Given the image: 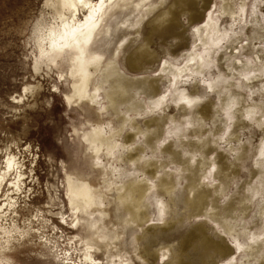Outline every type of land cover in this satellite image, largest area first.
Here are the masks:
<instances>
[{
	"label": "rangeland",
	"instance_id": "obj_1",
	"mask_svg": "<svg viewBox=\"0 0 264 264\" xmlns=\"http://www.w3.org/2000/svg\"><path fill=\"white\" fill-rule=\"evenodd\" d=\"M140 2L120 1L91 48L123 78L156 81L155 95L166 100L151 108L147 94L133 89L115 110L116 75L106 83L91 67L93 99L81 100L73 54L54 61L47 52L57 0H0V174L8 158L18 164L0 187V264H264V63L254 62L264 55V0H246L238 49L223 50L221 65L222 50L212 52L216 63L202 75L191 74L188 54L204 53L195 29L207 18L194 23L173 9L163 15L173 0L137 8ZM211 2L223 27V1ZM238 62L256 72L232 71L219 90L208 88ZM182 92L199 102L178 101ZM231 92L241 104L225 108ZM132 101L144 109L128 111ZM97 128L106 137L98 152L89 141ZM17 168L22 191L9 202ZM77 177L104 191L91 217L72 212L68 179ZM94 230L91 263L84 245Z\"/></svg>",
	"mask_w": 264,
	"mask_h": 264
},
{
	"label": "bare ground",
	"instance_id": "obj_2",
	"mask_svg": "<svg viewBox=\"0 0 264 264\" xmlns=\"http://www.w3.org/2000/svg\"><path fill=\"white\" fill-rule=\"evenodd\" d=\"M120 1H123V0H100V2L95 1V0H57V3L53 4L55 8V13H56L57 25L50 32V37L48 38L49 50L47 52L54 59V61H56L57 59H63L66 55H69L71 53L73 54V57H71L72 55H70V57L73 60L71 61L74 63L72 67L77 68L78 74L81 75L79 77V93H80L79 95H80L81 100L89 98V100L92 101L93 99L92 94H90L89 92V87L94 80L92 79V73L89 71L90 68L92 67L94 72L99 71V70L101 71V74L103 72L102 75L104 76L106 83L110 82L109 80L111 78H114V75L117 76L116 79L112 80L113 82L111 81L112 82L111 86L115 85L114 86L115 90L119 88L120 91L117 90L115 92H112V94H109L110 95L109 100L111 104L113 105L114 109L120 103V100L130 97L131 91L133 89L137 90L138 93L140 94L141 93L147 94V96L150 99L149 107L155 108L161 105L166 100L165 96L157 97V95H155V88L153 84H156L157 83L156 81H146L144 83H141L140 85L137 83L135 84V82H133L132 80L123 78L122 75L119 73L117 66L114 65L113 62L110 64L106 63L107 65L104 67L103 66V55L98 54L97 52H94V48H91V46L96 42V40L104 32H106L104 30L105 26H102L105 21V18L113 9H115L114 7H116ZM146 1L147 0H142V2L138 3L137 8L141 7ZM222 1H223V4H222L221 13L223 16H225L223 27L222 25H220L218 20L215 21L212 17L213 9L215 8L216 5L215 4L213 5L211 0H175V1L173 0L171 8H169L168 11L166 12L164 11L165 13L163 12V15H170V14L173 15L174 13L171 12L172 9L177 10V11L179 10L181 14L189 15L190 20L196 19L194 23L203 21L205 17L207 18L206 22L203 25L195 29V33L198 37V40H197L198 45L203 47L204 53L203 54H199V53L188 54L190 58V62L195 63L194 66L190 70L192 75H196V74L202 75L200 73L201 69L210 70L212 68V66L216 63V61L211 56L212 52L215 54L216 52H218L219 49L222 50V52L219 55V59H218L221 65L226 59L225 56L223 55V50L231 51L232 53L233 51L238 49V45L240 44L239 41L241 40V38L239 36V32H236L235 28L236 26H238V24L240 25L242 22H244V19L246 17V12H247L246 7L248 6V4L246 0H242L241 3L239 2V0H222ZM212 5H213V9H211ZM82 11H86L84 19L79 18L80 13ZM161 16L162 14L160 15V17ZM227 22L229 24L228 29L225 27ZM153 24L155 23L153 22ZM228 38H230V41L227 43V46L225 48L224 46H222V44ZM178 52L180 51L178 50ZM254 62L264 63V55L263 56H261L260 54L256 55ZM238 63H239V66L240 65L242 66L241 68L229 70L228 73L229 72L230 73L226 76H222L221 74H219L216 79L208 80L207 81L208 88H210L211 90L218 89V85L221 86L223 83H226L227 82L226 80H228L230 76L234 75L232 71L237 72L238 75H244L245 72L242 73L243 70L250 71L251 74L256 72L257 68L253 70L255 65H245V64H242L241 62H238ZM129 66L131 70L137 69L135 63L132 62L131 60L129 61ZM219 69L220 68H218V70ZM166 70H168L169 73H171L168 63H165V68L163 71L165 72ZM247 74L249 73H245V75ZM245 77L247 78L248 76H245ZM231 79H234V78H231ZM227 87L226 89H228ZM95 90H96V94L100 92V88H97ZM111 91H112V88H111ZM121 94H122V97H125L126 96L125 94H127L128 96L126 98H121ZM235 95L232 93L229 96V103L226 105L225 108H229L231 104L233 103L237 105L238 103L241 104L239 100H236L237 95L236 96ZM178 101L185 102L187 105H191L197 101L199 102V98L198 97L192 98L188 96L185 92H182L181 94L179 93ZM143 109L144 108L142 105H139L138 103L132 101V104L128 108V111L143 110ZM238 111L240 112V110ZM244 113L246 114L241 113L240 116L242 117L243 115H248V116L251 115V114H248L247 112H244ZM195 118H197V116ZM234 118L236 117L234 116ZM237 118H240V117H237ZM229 119L231 120L232 118L229 117ZM89 141L91 144L96 146L95 151L98 152V150H100L99 145L106 143V137L104 135V130L97 128L96 131H94V135L91 136ZM260 154L264 155V145L261 148ZM131 155L133 156L134 154L132 153ZM16 164L17 162H16L15 157L12 156L8 158L6 162V168L3 171V173L0 174V187L2 186V183L8 178L10 172L16 169V167L18 166V164L17 165ZM21 170L22 168H17V176L15 178V182L11 183V186L15 188L16 190H15V194L13 192L12 194L8 195L7 201L9 202H12L15 199L14 196L18 195L19 192L22 191L20 182L22 183L21 180L24 179L25 174H23ZM86 179L82 177L80 178L77 177L75 179H71V178L68 179L69 203H70V206H71V209L74 215H77L80 212V213H85L86 215H89L91 217L97 211L96 208L98 206L101 207L103 205L104 191H102L101 188L95 187L92 181H89ZM136 189L138 190L137 200L133 204V206L139 215V211L143 209L142 198L144 196V187L138 184ZM199 194L200 193L194 194L195 203L197 202ZM1 209L2 207L0 206V210ZM137 213H135L136 218H137ZM94 224H96V222H94ZM94 232H93L94 234L92 235L90 234L92 237L91 240H87L84 245L86 247L85 257L91 263L93 262L92 258L94 257V256H91L92 253L90 252L94 248L93 238H95L96 236V231L94 230ZM214 248H218V247L215 246ZM219 250L221 251L220 253H223L224 255L223 250L221 248H219ZM96 251H98V249ZM202 260L205 264L206 258H202ZM231 260H234V259L231 258L228 262H230ZM126 263L127 262H125V264Z\"/></svg>",
	"mask_w": 264,
	"mask_h": 264
}]
</instances>
